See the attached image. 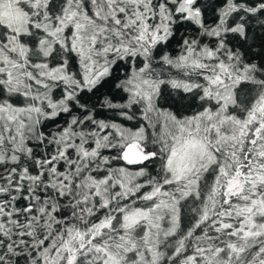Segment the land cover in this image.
Here are the masks:
<instances>
[{"label": "snow or ice", "instance_id": "6c2138e0", "mask_svg": "<svg viewBox=\"0 0 264 264\" xmlns=\"http://www.w3.org/2000/svg\"><path fill=\"white\" fill-rule=\"evenodd\" d=\"M0 264H264V0H0Z\"/></svg>", "mask_w": 264, "mask_h": 264}]
</instances>
